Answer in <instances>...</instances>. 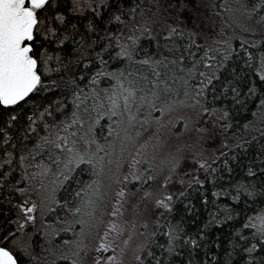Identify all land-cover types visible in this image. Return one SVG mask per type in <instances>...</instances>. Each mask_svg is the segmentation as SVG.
<instances>
[{
	"label": "snow or ice",
	"instance_id": "1",
	"mask_svg": "<svg viewBox=\"0 0 264 264\" xmlns=\"http://www.w3.org/2000/svg\"><path fill=\"white\" fill-rule=\"evenodd\" d=\"M142 2L0 0V143L7 149L13 142V148L18 144L20 149L18 179L14 177V152L3 151L4 159H0V199L16 209L12 219L7 220L8 225L15 227H0V264H20L25 257L26 264L39 260L33 255L32 245L16 235L23 232L28 222L35 223L36 213L44 229L40 234L53 245L41 253L56 257L50 264H57V260L61 264H81V253L87 252L86 241L93 230L97 244L91 264H125L128 247L141 227L145 232L140 233L143 238L132 247L130 264H264V256L256 255L257 250L264 253V145L243 166V179L235 183L229 180L227 187L212 189L213 196L231 194L232 201L261 205L259 211L245 213L243 223L230 229V238L225 242L213 238L215 249L206 243V230L225 221L235 225L234 217L240 213L230 203L219 204L199 228L188 230L184 213L193 211L192 201L187 198L186 187H173L176 182L185 185L184 174L179 171L185 160L183 155L177 152L155 166L150 160L145 163L137 152L128 163V171H121L125 141L132 139L129 129L137 121L143 124L149 119L139 112L144 105L153 110L161 93L176 91L174 86L179 84L184 91L179 103L190 102V107L198 108L197 122L208 120L227 134L221 141L223 151L211 160L199 153L191 157L196 168L188 170L197 174L187 180V185H205L209 179L218 182L224 179L221 172L231 176V163L237 153L230 150L247 148L248 144L243 138L229 142L228 136L233 135L232 125L227 122L230 112L227 105L217 101L231 96L233 103H242L245 97L240 96V76L249 70L260 79L248 83L245 96H253L264 88V35L248 39L241 36L238 48L230 37L212 35L201 39L203 30L189 25L184 16L192 7L191 0H173L168 5L173 22L158 36L152 30L153 22L144 18ZM86 10L89 18L81 29L69 15L80 13L83 17ZM243 10L264 24V0H254ZM109 26H113L111 30ZM246 31L255 33L257 29L248 27ZM145 36L155 41L158 50L163 47L171 55L147 54L149 49L140 47ZM238 59L242 64L229 71L228 66ZM113 64L118 66L112 67ZM209 90L211 107L206 103ZM170 107L161 106V117ZM260 108L264 109V97ZM102 118L109 121L106 136L120 137V155L115 162V139L105 137V143H101L96 135ZM155 119L159 121L160 117ZM250 127L246 122L244 128ZM199 131L207 129L201 127ZM29 134L35 143L25 151ZM16 135L23 139L15 140ZM45 152L46 160L26 163ZM226 154L231 159H221ZM141 163L145 166L141 167ZM28 168L35 170L29 173ZM165 171L167 174L156 188ZM77 172H87L91 178L81 183ZM178 175L181 178L177 181ZM257 175L261 180H256ZM48 176L53 179L46 183ZM105 179L115 185L110 198L106 197ZM22 182L23 187L19 186ZM5 188L11 190L7 197ZM61 191L65 192L64 199L58 198ZM16 193L22 199H15ZM29 193H35L37 199L33 200ZM200 198L207 204L206 194ZM180 202L186 207H179ZM141 204L154 216L151 231H147L148 221L137 216ZM56 213H63L64 218H46ZM57 224L63 227L57 228ZM67 233H72L73 238L64 239L59 245L51 239Z\"/></svg>",
	"mask_w": 264,
	"mask_h": 264
},
{
	"label": "rangeland",
	"instance_id": "2",
	"mask_svg": "<svg viewBox=\"0 0 264 264\" xmlns=\"http://www.w3.org/2000/svg\"><path fill=\"white\" fill-rule=\"evenodd\" d=\"M254 3V0H219L218 4L214 0H191L192 7L185 11L184 16L187 17L189 25H195L197 30L202 29L201 39H210V36L215 35L218 38H232L236 37V34L246 31L248 27H254L257 29L255 33L246 31L241 36L248 38H258L261 36L260 25L258 22V17H249L246 12H244L245 7H250ZM223 4L225 7L221 8L220 5ZM162 17L164 28L163 32L167 30L168 26L173 22V17L169 8ZM223 9V11H222ZM164 12V11H163ZM158 26H161V23ZM223 29V32H221ZM162 32V33H163ZM177 75H180L178 66L176 68ZM176 91L170 93H161L159 99L157 100L154 109L149 110L147 105L139 112L140 116H148L147 123H137L129 129V135L132 139L125 141L126 147L122 155L124 161L122 172L128 171V163L133 155L137 152L141 153V157L144 158L145 163L147 160L153 162L155 166L161 165L162 162L168 160L172 155L179 152L185 157V160L182 161L179 171L183 173V179L185 180V185L181 186L178 182L174 183L173 187L175 189H182L187 187V180L196 175V171H189L188 169H195L196 164L191 159L192 156L199 153L200 156L205 159L211 160L217 152L223 151L221 147L222 138L227 135L219 129L218 125H213L208 120H199L197 122V111L198 108H192L189 106L190 102L179 103L184 99L183 88L179 84L174 86ZM162 105H171L170 108L164 112L161 117L160 108ZM160 117L159 121L155 118ZM182 117V119H178ZM264 121V117L261 116ZM103 129L101 133H96L97 137L100 139L101 143H105V137L107 140L115 139L116 152L114 153L113 160L115 162V157L120 155V137L116 136H106L108 132V123L107 118L103 119ZM185 120L188 121V125H185ZM260 120L259 117H256L254 120L249 121L251 125L250 128L245 129L241 128V131L238 129L233 131V135H229V142H234L236 138H242L244 136V130H252L254 125ZM224 123V121H222ZM264 124V122H262ZM195 125V126H193ZM115 127V125H113ZM203 127L207 131H199ZM139 131V135H137ZM232 132V131H230ZM122 135V133H121ZM107 151V149H105ZM105 157V162L107 161ZM145 163H141L140 166L144 167ZM167 174V171L163 172L158 178V181L155 185L156 188L159 187V180L163 179V176ZM81 177V176H80ZM204 177L203 171L200 172V178ZM91 177L89 173L84 172L83 177L81 178V183L89 180ZM181 177L177 176V181ZM53 179L52 176H48L45 179V182H49ZM107 188L106 197H111L115 191V185H109L107 179L104 181ZM109 201L106 199L105 203ZM70 206H75L74 204ZM137 216H142L143 219L148 221L147 231H151L154 228L152 223L153 215H150L149 210L145 209L144 205L141 204L140 212L137 213ZM127 218V217H126ZM136 223L139 224V219L136 220ZM145 229L142 227L138 229L137 235L133 237L132 244L128 247L127 258L125 264H130L132 247L135 245L136 241L142 239L143 237L140 233H144ZM70 236L68 239H72V233H69ZM96 230H93L89 235L86 244L87 252L81 253V264H91L93 259V249L97 244Z\"/></svg>",
	"mask_w": 264,
	"mask_h": 264
},
{
	"label": "trees",
	"instance_id": "3",
	"mask_svg": "<svg viewBox=\"0 0 264 264\" xmlns=\"http://www.w3.org/2000/svg\"><path fill=\"white\" fill-rule=\"evenodd\" d=\"M139 2V0H138ZM173 0H143L141 3V7L144 9V18L151 20L153 23L151 24L152 30L154 33H156L158 36L162 34L164 28L162 17L164 16L165 12L168 10V5L172 3ZM216 4H218L219 0H214ZM70 6V3H69ZM164 11V12H163ZM223 11V9H222ZM107 15V13H105ZM89 18V12L88 10L85 11L83 14V17H81L80 13H73L69 15V19L76 22L81 29H83V23L84 20ZM162 23L161 26H158L157 24ZM113 26H109V30H111ZM260 31L261 35H264V24L260 25ZM246 31H243L244 34ZM236 34L235 38H232V43L234 47H239V38L241 37L240 34ZM102 34V33H101ZM161 44H163V41H161ZM140 47L149 49V52L147 54L151 55L155 53L156 55H159L161 52L163 55L168 56L171 55L166 49L161 47L159 50L155 46V41L150 40L148 37H143L141 40ZM250 47V46H249ZM145 53L141 52V55H144ZM237 64H242V60L234 61L232 64H230L229 71H231L232 67H235ZM118 65L113 64L112 67H117ZM237 71H240L239 68H237ZM260 79L258 74H254L252 70H249L247 73H241L240 76V84H241V91L240 96L245 97L242 103L235 104L232 102L231 96H229L227 99H219L217 102L219 104H225L228 106V110L230 112V120L227 122H230L232 127L230 131L233 134L234 130H240L244 127L245 123L254 120L256 117H259L260 120L256 125H254V128L252 130H244L242 137L247 141L248 147L247 148H237L230 150L235 151L237 153V159L232 160L231 166L234 168V172L231 174V176L225 175L223 172L220 174L224 176V179L219 180L218 182H212L211 179H209L208 183L205 185H196L193 184L191 186H187V198L192 201L193 211L192 212H186L184 213V219L185 224L189 231H195L197 228H199L207 219L209 216L210 211L213 210L215 206H218L219 204H225L230 203L233 206V209L235 212L240 213V215L235 216V225H233L232 221H225L223 224L217 225L212 224L207 230H206V236L208 246L210 248L215 249V245L211 243L213 238L220 239L222 242H225L227 238H230L229 232L230 229L235 227H239L240 224L243 223L244 219L246 218L245 213L252 214L253 211H259L260 206L264 205V202H261V205L257 204H251L245 205L244 202L241 201H232L231 200V194L228 196L220 195V196H213L212 189L213 187L221 188V187H227L229 180H231L232 183H235L238 180H241L245 177V172L243 170V166H246L248 163V159L255 156V153L257 150L261 148L262 145H264V129L261 128V124L264 117V109L260 108V101L262 97H264V88L261 89L260 92L253 96H245V93L247 92V85L249 82H257ZM219 81H216V84H218ZM259 87V85H258ZM211 90H209L208 94V100L206 103L209 107H211ZM59 118V117H57ZM102 123L97 125L96 127V133H101L104 125L103 120ZM29 141L25 142V151L31 148V145L35 143V138L29 134ZM250 137H253L254 139H250ZM23 137L20 135H16L15 140L19 141L22 140ZM3 140V136L0 135V141ZM232 143V142H230ZM0 159H4L3 157V151L12 150L14 152L13 159L16 162V170L14 171V177L16 179L20 176L19 171V155H20V149L19 145L15 148H13V142H10L7 149H4L3 144L0 143ZM47 158V153L45 152L43 156L36 155L32 158L30 161H26V163H33L36 164L41 159ZM221 159H231L230 154H226L224 157H221ZM213 166H216L215 164ZM29 173L34 171V168H28L26 169ZM84 172H77L76 177L82 178ZM81 176V177H80ZM204 178V177H203ZM201 178V179H203ZM256 180H261V176L257 175ZM36 182H40V177H36ZM25 182H22L19 186L23 187ZM68 186L66 185L65 188ZM72 187H75V180L72 181ZM259 187V185H257ZM11 190L5 188L4 190V196L7 197L10 195ZM201 194H206L208 196V202L207 204L204 202L202 198H200ZM29 195L32 196L33 200H36L37 197L35 193H29ZM15 199H22L18 193L14 194ZM58 198L64 199L65 198V192L61 191L58 193ZM179 207L184 208L186 207L183 202L179 203ZM16 209L15 207L7 203L6 200L0 199V227L8 228L11 230V228L15 227V225H8L7 220H11L12 217L15 215ZM36 221L35 223L28 222L23 232H17L16 235L23 238L25 241L29 242L32 245L33 248V255L39 257V260L33 261V264H50L51 260H55V256L49 257L48 255H41V253L45 252L47 248L52 247V244H49L48 240L42 236L40 233L41 231H44V229L41 227L42 221L39 218V214L36 213ZM56 215H61V218L63 219V213H56L52 214L47 219L55 220ZM220 215L222 216L223 213L221 212ZM179 218V217H177ZM219 218V217H218ZM57 228L63 227V225L57 224ZM49 231H54V229H50ZM30 234V235H29ZM247 235V233H245ZM70 236L69 233L67 235L61 234L59 237L53 236L51 237L52 241L55 245H59L60 242L64 239H68ZM14 254H16V250H14ZM257 256H264V253H260L259 250H257L256 253ZM27 257L22 259L20 261V264H26ZM57 264H61V261L57 260Z\"/></svg>",
	"mask_w": 264,
	"mask_h": 264
}]
</instances>
